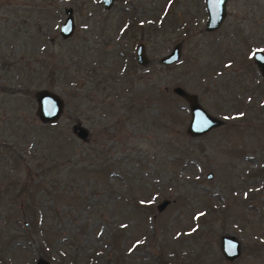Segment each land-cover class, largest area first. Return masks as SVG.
Returning <instances> with one entry per match:
<instances>
[{
	"label": "rangeland",
	"instance_id": "rangeland-1",
	"mask_svg": "<svg viewBox=\"0 0 264 264\" xmlns=\"http://www.w3.org/2000/svg\"><path fill=\"white\" fill-rule=\"evenodd\" d=\"M206 21L205 0H0V264H264V0ZM175 86L223 124L189 136ZM42 89L64 100L53 124L36 115ZM223 235L240 241L233 261Z\"/></svg>",
	"mask_w": 264,
	"mask_h": 264
},
{
	"label": "water",
	"instance_id": "water-1",
	"mask_svg": "<svg viewBox=\"0 0 264 264\" xmlns=\"http://www.w3.org/2000/svg\"><path fill=\"white\" fill-rule=\"evenodd\" d=\"M114 1L115 0H101L106 9H109L114 4ZM227 1L228 0H205L207 10V30H214L221 24L225 17V6ZM64 13L65 18L60 26L59 32L63 39H68L73 35L75 30L73 8L66 7ZM180 55L181 45L180 43H177L169 53L160 58L159 63L164 66H170L179 60ZM254 56L262 71V75L264 76V52L258 51ZM135 57L139 65H145L148 63L145 56V48L142 43H139L136 46ZM172 92L188 103L190 120L186 132L189 136H200L223 124L222 120L212 116L201 106L197 94L189 93L181 86L173 87ZM34 99L36 102V115L42 123L53 124L61 117L65 105L63 98L58 93L49 89H42L35 93ZM73 131L81 139H86L88 137L87 128L81 124L75 125ZM211 177L212 174H208V178ZM169 203L170 200L168 199L162 200L156 206L158 212L163 211ZM220 250L226 260L233 261L241 254L240 241L234 235H223L220 238ZM36 263L50 264L44 258L38 259Z\"/></svg>",
	"mask_w": 264,
	"mask_h": 264
},
{
	"label": "trees",
	"instance_id": "trees-1",
	"mask_svg": "<svg viewBox=\"0 0 264 264\" xmlns=\"http://www.w3.org/2000/svg\"><path fill=\"white\" fill-rule=\"evenodd\" d=\"M135 97V96H134ZM47 160H49L48 162L50 163L51 161H52V159H50V158H46V160H44V161H46L47 162ZM35 162L36 161H38V160H34ZM42 164H43V162H41ZM44 165V164H43ZM48 165V164H47ZM102 166H104V165H102ZM19 184H21V183H19L18 181H15V182H13V187H17V185H19ZM14 189H16V188H14ZM23 190H27V191H30L29 193H28V198H30L32 201L34 200V198H33V194H34V192H32V189H31V187L29 186V184H27V183H23V186H22V189H21V191H23ZM14 197H16V196H14ZM27 199V198H26ZM15 202V201H14ZM115 233H116V238H117V235H119L120 236V231H118V230H116L115 231ZM115 239V238H114ZM111 241H112V238H111ZM117 242V240L116 241H114V243H116ZM90 260V259H89ZM84 261V260H83ZM87 261L88 260H86L85 262H83V264H87ZM2 262V261H1ZM66 264V263H65ZM96 264H98V263H96ZM104 264H119L116 260H113V259H111V258H109L108 260H105V262H104ZM144 264H152V263H147V262H145ZM154 264H170L169 263V261H168V259H165L163 256H157V259H155L154 260Z\"/></svg>",
	"mask_w": 264,
	"mask_h": 264
},
{
	"label": "flooded vegetation",
	"instance_id": "flooded-vegetation-1",
	"mask_svg": "<svg viewBox=\"0 0 264 264\" xmlns=\"http://www.w3.org/2000/svg\"><path fill=\"white\" fill-rule=\"evenodd\" d=\"M258 51H260V52H264V51H261V50H257V51H255L254 53H253V59H254V61H255V64L257 65V67L259 68V71L261 72V74H262V71H261V69H260V67L258 66V64H257V62H256V59H255V53L256 52H258Z\"/></svg>",
	"mask_w": 264,
	"mask_h": 264
}]
</instances>
